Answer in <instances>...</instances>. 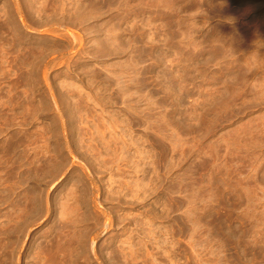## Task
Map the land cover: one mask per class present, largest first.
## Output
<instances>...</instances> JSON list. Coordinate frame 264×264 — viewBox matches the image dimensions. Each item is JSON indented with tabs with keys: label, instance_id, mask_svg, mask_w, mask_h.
Segmentation results:
<instances>
[{
	"label": "rangeland",
	"instance_id": "obj_1",
	"mask_svg": "<svg viewBox=\"0 0 264 264\" xmlns=\"http://www.w3.org/2000/svg\"><path fill=\"white\" fill-rule=\"evenodd\" d=\"M32 1L0 0V264L58 238L75 264H264V67L238 52L264 43V0H127L128 52L97 61L72 5Z\"/></svg>",
	"mask_w": 264,
	"mask_h": 264
},
{
	"label": "bare ground",
	"instance_id": "obj_2",
	"mask_svg": "<svg viewBox=\"0 0 264 264\" xmlns=\"http://www.w3.org/2000/svg\"><path fill=\"white\" fill-rule=\"evenodd\" d=\"M33 1L27 0L28 6L30 8V16L36 14L33 12ZM65 6H73V9L69 12L75 16L74 19H70L72 22H80L86 23L88 22L89 27L87 28L88 32L93 34L94 36V44L98 48V52L96 56H94V59L97 61L101 58L100 55H105L109 57H115V56H122L124 53L128 52V49L126 48V44L124 40L122 39V36H124V29L122 28L124 24H126L127 17L125 16L124 11V2L127 3V0H120L119 6L114 7V0H64ZM112 9H119L121 12L119 15L113 17V21L111 23L103 22L100 23V19L102 17H105L109 13L112 12ZM68 12V11H65ZM55 16L48 17L46 20H44L42 23H52V22H62L65 21L66 18H59L58 13H55ZM264 23V21H263ZM44 46H47L46 42H39L37 47L43 48ZM238 52H242L244 56L247 58L250 57L251 62L254 64V69L257 70L260 66L264 67V43H261L259 41L254 42V44L251 46L244 45V47L238 49ZM250 53V54H248ZM160 57L159 53L157 55ZM156 56V57H157ZM158 57L156 61L158 62ZM132 59L136 62L140 60V55L133 56ZM83 68L91 69L90 63L83 62ZM83 111L81 109H78L77 112L75 110H69L67 112V121L68 125L70 127V138L73 142L76 140H79L80 137L83 135L80 128H78V125H76V121L80 120V116L83 117ZM65 117V116H64ZM77 118V119H76ZM83 140V138H82ZM75 180L70 179V184H73ZM38 185H34L33 188V194H34V201H31V197H21L19 194H16L15 196V202H14V208L20 209L21 206L24 204L25 210L22 212L19 210V215L21 213L24 214L23 222L16 221L15 226V251L18 250L19 244H20V238H21V228L23 226L29 225L31 223V220L40 217L42 214H44L45 211V204L44 199L42 198V191H38ZM68 197L64 196V194L59 192L56 194L51 200H46V204L49 206H52V210L57 211V208L59 207H65ZM30 209L29 215L27 214V207ZM63 212H60L59 216L63 217ZM17 220L19 217H16ZM22 218V215L20 216ZM76 230V228L74 229ZM60 232V231H58ZM66 243L62 239L57 240H50L47 242L45 246V251L47 252L46 258L43 257L41 259V256H37L38 263L39 264H75L77 261V254L73 252L70 255L63 254V250ZM78 248H82L79 244L74 248V250H78Z\"/></svg>",
	"mask_w": 264,
	"mask_h": 264
}]
</instances>
